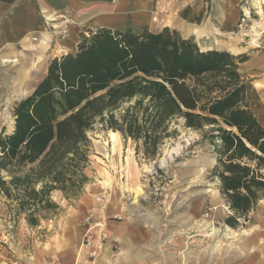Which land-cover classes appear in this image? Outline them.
I'll list each match as a JSON object with an SVG mask.
<instances>
[{
    "label": "trees",
    "instance_id": "obj_1",
    "mask_svg": "<svg viewBox=\"0 0 264 264\" xmlns=\"http://www.w3.org/2000/svg\"><path fill=\"white\" fill-rule=\"evenodd\" d=\"M248 59L202 49L169 26L89 30L76 51L51 60L33 93L15 102L12 129L0 132V194L14 204L13 219L37 227L60 213L53 191L81 196L90 132L119 131L155 156L183 119L214 147L211 176L231 211L225 223L247 221L264 199V126L239 70Z\"/></svg>",
    "mask_w": 264,
    "mask_h": 264
},
{
    "label": "rangeland",
    "instance_id": "obj_2",
    "mask_svg": "<svg viewBox=\"0 0 264 264\" xmlns=\"http://www.w3.org/2000/svg\"><path fill=\"white\" fill-rule=\"evenodd\" d=\"M173 1L184 2L180 3L181 27L187 23L197 29L176 27L180 31L176 30L186 37L194 35L202 49L236 51L244 46L247 50L244 54L248 57L264 53V37L260 43H253L251 36L246 35L250 34L254 22L260 20L253 0H200V5L195 0H171V3ZM168 2L165 0L166 4ZM229 10L230 15L226 14ZM223 11L230 16L232 27L229 31L233 34L228 35L229 31L224 28ZM162 26L155 23L153 29L156 31ZM215 27L225 30L226 35H220ZM7 94H0V103ZM17 101L9 103L12 117ZM3 108H0V132L4 127L10 131L5 124ZM182 120L172 122L171 129L177 128L178 134L165 139L155 156L145 154L142 140L125 138L120 133V145L114 152L108 131L90 132V162L85 170L90 182L77 199L67 200L61 192L53 191L51 197L60 204V213L42 220L37 227H30L24 216L15 221L11 211L14 204L0 194V264H20L35 245L49 242L53 235L74 237L82 230L85 237L81 243L94 246L95 231L100 240L108 238L107 231H98V223L101 228L102 224L107 227L110 220L128 222L141 231L147 236H144L145 241L155 246L170 264L173 261L200 264L236 258L250 229L264 232V202L260 201L249 213L247 221L241 218L237 227L227 225L225 220L231 211L218 188L219 180L211 176L217 163L214 147L209 140L203 139L201 131L187 128ZM178 143L182 145L181 151L173 153L164 165H160L163 147L167 145L171 149ZM143 164L152 166L145 170ZM107 178H110L111 187L104 190L100 181ZM136 188H140V193H136ZM83 197L91 202L87 207L78 204ZM84 224L88 226L85 232ZM205 228L209 233L211 228L215 231L207 236ZM232 231L236 233L231 234Z\"/></svg>",
    "mask_w": 264,
    "mask_h": 264
},
{
    "label": "crops",
    "instance_id": "obj_3",
    "mask_svg": "<svg viewBox=\"0 0 264 264\" xmlns=\"http://www.w3.org/2000/svg\"><path fill=\"white\" fill-rule=\"evenodd\" d=\"M168 1L166 4L165 0H0V94L9 93L0 103V108L6 106L7 100L11 104L15 99L31 95L47 75L51 60L76 51L77 45L89 34L90 29L148 27L154 31L155 23L162 24L163 28L189 27L187 23L181 27L183 18L180 3L184 2ZM199 2L195 0L198 5ZM45 10L72 14L76 25H70L67 38H57L49 30L44 20ZM230 11L223 12L229 14ZM229 15H226L227 20L223 24L227 29L232 27ZM169 19L175 24L170 25ZM263 37L264 33L257 39L259 43ZM228 51L239 55L247 50L243 46L240 50ZM239 70L250 82L248 99L253 112L264 126V53L249 57L240 64ZM90 203L83 197L78 204L86 206ZM99 225V232L105 230L108 233L105 241L100 240L97 231L93 233L94 246L81 243L85 237L82 236V230L80 233L77 231L74 237L53 235L49 242L35 245L20 264H170L160 256L155 246L145 241L147 236L128 222L110 220L107 227L102 224L104 227L101 228ZM87 228L86 224L82 226L84 232ZM248 233L236 258L200 264H264V232L254 228ZM181 263L173 261V264Z\"/></svg>",
    "mask_w": 264,
    "mask_h": 264
},
{
    "label": "bare ground",
    "instance_id": "obj_4",
    "mask_svg": "<svg viewBox=\"0 0 264 264\" xmlns=\"http://www.w3.org/2000/svg\"><path fill=\"white\" fill-rule=\"evenodd\" d=\"M253 3H254L255 8L258 9V13L260 14V20L254 22V25L251 28L250 34L246 33V35L251 36L252 42L255 43V42L258 41L257 40L258 38H261V36H262L261 32H262V29L264 28V9H263L264 0H253ZM57 14H59V12H55L54 10L51 11V12H49L48 10H45L43 12L44 18H46V20H45L46 26H52L53 25L52 29H55V30H53V31L51 29H49V30L51 32H53L55 35L58 34V29L63 25V23H60V21H58L59 19L57 17ZM223 15H224V20H223V24H224V23H226V18L227 17H226L224 12H223ZM168 22H170V25H174L175 24V23H173V21H170V20ZM70 23L72 25H76L75 20H71ZM214 29H215V31L220 32V35H226V31H229V29L227 30V28L225 29L226 31L225 30H221L220 31L218 27H215ZM195 30H197V29H195ZM69 33H70V31H69ZM69 33H68V35H69ZM263 33H264V31H263ZM229 34H233V32L229 31L228 35ZM217 41L219 42L218 38H217ZM9 103H10V100H7L6 106H4V108L2 110H3V114H4V118H5V124H7L8 127L10 129H12L13 123H14V119L11 116V113L9 112ZM108 134H109L110 142L112 143V150L115 152L116 148L120 145V138H121L120 137V132L119 131H115V130H109ZM181 149H182V145L180 143L176 144V146H174L171 149L166 147L164 149V153H163L162 157L160 158V164L164 165L167 162V160L172 157L173 153H175V152L179 153L181 151ZM151 166L148 165V164H143V168L145 170H150ZM114 167H115V165H114ZM100 186H102L101 188H103L104 190H108V187H111L110 178H107L105 181L104 180L100 181ZM135 191H136V193H140V188L139 189L136 188ZM203 230L206 231L207 228H205ZM214 231H215V228H211V233L206 231L205 234L207 236H210Z\"/></svg>",
    "mask_w": 264,
    "mask_h": 264
},
{
    "label": "built area",
    "instance_id": "obj_5",
    "mask_svg": "<svg viewBox=\"0 0 264 264\" xmlns=\"http://www.w3.org/2000/svg\"><path fill=\"white\" fill-rule=\"evenodd\" d=\"M58 21L60 23H63V25L58 29V34L56 35L57 38L64 39L66 36H68L69 33V26L71 25L70 21L73 20L68 12H61L57 14ZM46 20V18H45ZM52 26H49V28L53 31L55 29H52ZM87 238H89V235H86ZM89 240V239H88Z\"/></svg>",
    "mask_w": 264,
    "mask_h": 264
},
{
    "label": "water",
    "instance_id": "obj_6",
    "mask_svg": "<svg viewBox=\"0 0 264 264\" xmlns=\"http://www.w3.org/2000/svg\"><path fill=\"white\" fill-rule=\"evenodd\" d=\"M20 99H22V98H20ZM20 99H17V100H20ZM166 147H168V146L165 145V146L163 147V149H162V154H161L160 157H159V163H160V158L162 157V155H163V153H164V149H165ZM160 165H161V164H160Z\"/></svg>",
    "mask_w": 264,
    "mask_h": 264
}]
</instances>
